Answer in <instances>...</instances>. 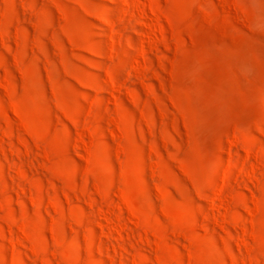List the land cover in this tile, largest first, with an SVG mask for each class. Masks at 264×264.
Wrapping results in <instances>:
<instances>
[{
	"label": "rangeland",
	"instance_id": "374dc122",
	"mask_svg": "<svg viewBox=\"0 0 264 264\" xmlns=\"http://www.w3.org/2000/svg\"><path fill=\"white\" fill-rule=\"evenodd\" d=\"M0 264H264V0H0Z\"/></svg>",
	"mask_w": 264,
	"mask_h": 264
}]
</instances>
